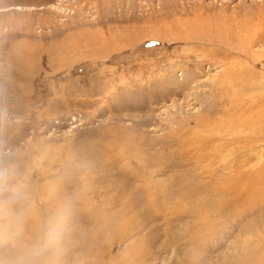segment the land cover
I'll return each mask as SVG.
<instances>
[{
  "label": "rangeland",
  "instance_id": "1",
  "mask_svg": "<svg viewBox=\"0 0 264 264\" xmlns=\"http://www.w3.org/2000/svg\"><path fill=\"white\" fill-rule=\"evenodd\" d=\"M22 62L30 66L18 83ZM263 62L264 0H0V117L14 126L0 140L34 162L41 221L57 209L53 194L61 204L87 185L75 213L81 264H264V193L253 200L238 187L220 214L197 219L195 198L175 200V182L199 170L169 168L187 152L171 142L179 124L194 136L203 118L230 117L231 99H256L252 114L264 106ZM22 126L24 140L11 144ZM116 141L164 169L150 167L155 207L124 219L130 228H94L88 215L112 212L102 200L116 177L103 176ZM247 160L237 152L216 178L230 181L234 170L243 186ZM209 184L199 195L207 204L218 196ZM183 200L195 210L178 212Z\"/></svg>",
  "mask_w": 264,
  "mask_h": 264
},
{
  "label": "bare ground",
  "instance_id": "2",
  "mask_svg": "<svg viewBox=\"0 0 264 264\" xmlns=\"http://www.w3.org/2000/svg\"><path fill=\"white\" fill-rule=\"evenodd\" d=\"M183 36L187 38L195 37L194 33L191 32L186 33ZM27 64L28 63L26 62H22V66H20V68L16 72L18 74V83L21 82L22 79L21 73L25 72L26 69H28L26 68ZM254 66H256V64ZM261 96H264V91L262 92ZM231 100L232 101L228 100V104L230 107H228L227 110V112L229 110L233 112L230 117L228 115V117L222 118L217 122H214L213 124L211 123L210 118H203L199 123L201 127H204V129L202 131H196V135L194 136H190L193 132L189 133L188 126H186L185 124H179L177 129H179L180 133H178L177 136L172 137L173 141L171 142L180 150H185L187 152L186 154L184 151V153L182 152L183 154H180L178 152V158L180 159V155H182V157L184 158V162H176L174 165H170L169 168H177L178 170H180L187 167L188 163L189 165L193 164L194 167H197L196 169L199 170L198 173L197 171H195L194 174H189L187 177H185L184 181L179 179V181L181 180L180 184L179 182H175L179 187L178 191L180 192L179 194L175 195V200L180 196H183L184 198L193 197V199L195 198L194 202L195 206L197 207V211L193 212L195 210V207L193 208V206L191 205L186 206V201L183 200L185 201V205L179 206L178 208L180 210L178 212L183 211L181 209H184V207L186 206V209L191 210L195 218L197 219L203 218L206 214H209L211 212L220 214V212H222L223 206L226 204V196L228 194H233L234 192H236L238 187L240 188L243 197L245 196L246 198H257L256 196H259L260 193H264V187H262L264 184V143L261 145V143L264 142V106L258 108L257 113L254 112V114H252V109L254 108L253 104H256L254 102L256 99H252L251 96H248L240 100ZM256 102L257 104L259 103L258 100ZM240 113L242 114V117H236ZM247 113H250V116H248ZM242 120H244V126L241 124V126L243 127H240V122ZM21 123H23L22 120ZM4 124L5 121L2 117H0L1 138L5 135V129L7 130L9 127H14L13 125ZM20 129L21 131L18 130L16 132L17 134L15 135L16 137L11 140V144L24 140V127L22 126V128L20 127ZM206 129L210 131L208 132L206 131ZM126 146L127 145H118L116 141L112 146H110L111 150L113 151L112 154H106V158L108 161L107 163L112 164L110 166L113 169L106 171L103 178L108 179V177L111 176L114 178L116 177V179H113V187L111 189H108L112 190L113 194L109 195L108 197H104L102 203L104 207H109V210H112V212L107 216V218L102 216L103 220L102 217L100 218V216L98 215H88V217L86 218L91 224H93L94 228L103 226L108 228L110 226H114L118 229H124L129 226V220L124 219L135 217L140 209L147 211L155 207L157 192L155 191L156 187H152L151 183L149 182V178L153 175V172L150 171V167L156 166L155 171H163L164 169H159L157 165H154V163L146 158V156L141 157L142 152L140 150L137 152L136 156L133 154L126 155L128 154ZM114 148L117 149L115 150ZM237 152H243L248 156L247 161L240 162L243 167V170H241V172L245 175L246 180L245 183L242 184L243 186H237V181H234L238 177L234 176V170H229L231 172L229 174L231 179L230 181L216 178V175L221 168L223 170H225L226 168L229 169V167L234 168L235 155ZM170 159L172 160V158ZM170 159L168 163L170 162ZM105 167L106 166H104V169ZM253 172L256 173L257 178L255 179V181H250L249 177ZM125 178L129 180L133 179L136 183H126V181L123 180ZM140 180H142V184L140 182V185H137L138 181ZM209 182H213L215 184L212 185L214 190H211L212 192L218 194V196H216V200L210 201L207 204L203 203L200 200V196L203 195V188H206L207 185H210ZM240 190L238 189L237 191L239 192ZM39 201L44 207H47L52 202V200L42 197H39ZM181 202H179L178 204H180ZM88 204H90L91 208V203L89 202ZM59 205L60 203L58 199L55 198L53 194L52 207L55 206L57 208ZM93 207H95L96 209L100 208L97 207V204H95V206ZM134 207H137L138 210H134ZM129 213H132V215L129 216ZM164 213L165 212H162V214ZM100 223L104 225H101ZM128 228H130V226ZM100 260L101 257H97V261Z\"/></svg>",
  "mask_w": 264,
  "mask_h": 264
},
{
  "label": "clouds",
  "instance_id": "3",
  "mask_svg": "<svg viewBox=\"0 0 264 264\" xmlns=\"http://www.w3.org/2000/svg\"><path fill=\"white\" fill-rule=\"evenodd\" d=\"M33 171L34 162L22 148L6 147L0 140V264H81L74 254L79 239L75 213L87 185L41 221Z\"/></svg>",
  "mask_w": 264,
  "mask_h": 264
}]
</instances>
